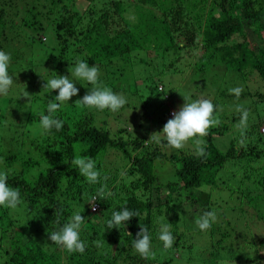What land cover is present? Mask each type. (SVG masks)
<instances>
[{
    "label": "trees",
    "instance_id": "1",
    "mask_svg": "<svg viewBox=\"0 0 264 264\" xmlns=\"http://www.w3.org/2000/svg\"><path fill=\"white\" fill-rule=\"evenodd\" d=\"M76 2L0 0V51L11 56L8 72L14 81L9 94L0 96V116H3L0 169L11 170L8 184L19 189L22 201L13 213L12 209L0 207V242L8 257L5 264H220L221 261L264 264V237L256 236V228L247 224L251 228L247 231L235 229L226 218L213 223L208 231L195 226L199 213L215 209L211 201L200 198L199 189L209 184L219 196L227 190L231 199L234 189L227 185L230 179L236 185L256 184L263 191L258 192L255 202L256 196L238 195L234 208L245 202L255 210L257 219L264 221V135L259 130L264 116L261 122H250L243 137L240 129L232 132L234 136L228 146L220 149L213 141L214 136L229 133L240 113H219L222 123L212 127L204 137V157L187 151L165 155L157 148L151 149L147 141L151 133L146 131L148 125L134 120L130 124L132 129L141 128L142 135H128L125 139L121 135L131 132V126L127 125L115 129L119 136H112L111 123L110 131L104 126L106 120L96 125L88 108L76 107L75 103L62 105L54 114L63 121L62 129L44 134L40 117L47 115L46 105L54 99V91L41 92L44 83L39 79V67L35 68L32 52L35 41H45L44 35L51 32L55 43L45 64L61 71L74 68L77 60H85L89 66L99 68L102 78H111L108 82L113 91H116L113 72L124 68L131 56L142 55L144 51L149 57L153 53L162 60L174 53L177 61L180 58L187 61L192 75L208 78L212 87L218 85L221 72L236 75L242 84L255 78L261 90L254 92L243 86L239 99L227 90L221 93L223 102L217 100L218 104L247 109L246 104L264 105V0H111V6L106 0H99L100 8L95 3L84 13L77 9ZM25 30L30 32L23 38L21 33ZM159 87L155 84L152 94H158ZM30 88L35 91L26 97L24 89ZM3 100L7 108L4 111ZM33 105L37 107L35 110ZM145 115V112L140 114L143 119ZM31 118L36 122L33 128L37 126L30 141L35 148L33 155L24 160L20 156L27 146L24 128L28 130ZM22 123L27 125L21 131ZM114 149L129 163L121 167L130 180L129 185L119 182L121 173L112 176L99 169L102 160L113 159ZM77 155L96 161L101 182L107 183L112 193L107 199L95 201L99 206L97 212L89 211L86 202L96 195L100 185L88 184L72 165ZM157 157L175 166L173 181L162 184L152 172L150 167ZM254 161L259 162L256 167ZM254 175H259L255 182ZM162 187L167 193H159ZM124 207L139 215L119 229H107L111 211ZM76 213L85 218L80 230V239L86 245L84 253L69 254L55 244L46 248L45 244L53 243L49 233L58 231ZM228 213L236 216L233 208ZM242 213L247 219L249 212ZM167 215L175 241L172 248L164 250L158 239L161 228L158 222ZM189 224L195 227L194 231L186 227ZM140 226L148 229L154 258L143 259L134 251L133 240ZM43 230L48 237H37ZM192 232L208 236L207 249L195 250L198 244L191 242V238L184 244L185 234Z\"/></svg>",
    "mask_w": 264,
    "mask_h": 264
},
{
    "label": "rangeland",
    "instance_id": "2",
    "mask_svg": "<svg viewBox=\"0 0 264 264\" xmlns=\"http://www.w3.org/2000/svg\"><path fill=\"white\" fill-rule=\"evenodd\" d=\"M101 1V0H100ZM108 3V6L110 5L111 0H106ZM128 1V0H126ZM132 1V0H129ZM96 3V4H95ZM96 5V8H100L101 4L99 0H77L76 6L77 9L80 11L85 12V9H88V7ZM24 33L21 35L23 38L28 37L30 30L23 31ZM15 36V35H14ZM45 41L40 42L38 40L35 41L33 45V55L36 59L35 62V68L39 67V79H41L46 84V81L54 78L57 76H69L70 79H74L71 76V69L70 70H54L52 68V65L45 64V58L49 56V51L52 46H54L55 39L51 32L46 33L45 35ZM252 39H250L251 41ZM251 44L253 46V41H251ZM139 53V52H138ZM143 53L142 55H134L131 56L132 58L128 59L127 63L124 64V68L116 70L113 72L114 84L113 86L116 88V91H113L117 94H122L126 97L127 103L126 105L120 110L118 114H112L108 110L100 111L96 109H86L89 114H91L94 118V122L96 125H99L101 121L106 120L105 127L109 129L108 126L109 123L113 126V130L110 131V134L112 136H119L115 129L116 128H122L124 126H131L130 124L134 120L135 123H145L148 125L146 131H150V135L147 138L148 141V147H152L153 149L157 148L158 151H160L162 154L170 155V154H179L180 152H194V141H189L185 148L183 150H174L167 148L164 144H157L153 140H151V136L155 132H159L162 130L163 125L167 122L168 119L172 118V111L176 112L179 111V109L182 107L184 102H190L194 101L196 99H208L213 102L215 105V112L214 115L218 117L219 113L226 112L227 114L237 112L236 108L238 105L231 106L229 104L223 105L221 102H223V94L222 91H229L231 88L236 87H243L246 86L248 89L252 91L261 90V87L256 82L257 80L254 78L247 79V83L245 84L241 83L242 81H238L236 79V75L229 73L223 74L221 72V78L218 82V85L216 87H212L213 84L208 78L203 77H196V75H192L191 71L187 69V61L185 59L180 58L179 61H177V58L175 57V54L172 53V57L163 58L162 60L159 57H154L155 54L151 53L152 57H149L147 55V52L144 53V51H141ZM158 55V54H156ZM47 67V69L45 67ZM50 72V73H49ZM46 74V77H43V74ZM109 73H107L108 75ZM26 76L23 75V78ZM219 79V77H217ZM111 78L105 77L102 78V76L99 77L100 83L104 86H107L111 88L110 81ZM113 82V81H112ZM108 83V85H107ZM157 84V86H161L160 92L158 94H152L154 90V86ZM75 87L79 90L78 94L76 96H73L70 98L68 103L64 105H70L71 103H75L76 100L82 99L85 94H87L88 90L92 87L87 82L76 80L75 81ZM45 88H40L41 92H44ZM158 89V88H157ZM158 89V90H159ZM25 92H28V96H30L35 89L30 88L29 90L24 89ZM38 90V89H37ZM52 93L53 97L58 95V90H53ZM152 94V95H151ZM25 99V98H24ZM185 100V101H184ZM217 100H220L221 102L218 104ZM25 102V100H23ZM27 102V101H26ZM217 103V104H216ZM76 107L81 108L82 106L77 105L75 103ZM245 107H248L247 110L249 111V117H248V124L250 122L254 121H260L264 116V105L259 103L257 106H254L253 104H246ZM67 107V106H66ZM37 107L32 106V110H35ZM2 111L6 110V104L5 101H2L1 105ZM1 112V111H0ZM145 112L146 115L143 119L142 116H140L141 113ZM259 113V115L257 114ZM1 115V114H0ZM235 116V114H233ZM23 117V116H22ZM231 117V116H230ZM237 117V116H235ZM3 116H0V125L2 124ZM9 119V117H8ZM28 118L24 115V120L26 121ZM132 119V120H131ZM240 117H237V121L235 124H233L232 129H230L229 133L221 135V136H214V143L220 148L224 149L228 146L230 139L234 136L232 132H235L239 130L236 125L239 122ZM36 124L35 120L31 118L29 124H28V130L24 128V144H27L26 147H24L25 151L29 150L31 153L26 154V152L20 153L21 159L23 157L24 160L27 159L28 156H32L34 153L33 148H35L32 145V135L35 134L33 130L37 131V126L33 128ZM27 125L23 123L20 125V130H23V127ZM264 126V123L260 125L259 130L262 135H264V132L262 131V127ZM32 130V131H31ZM28 131V132H27ZM1 132V130H0ZM142 129L137 127V129H132L131 132H124V135L122 134L125 139H127L128 135H134L142 133ZM142 135V134H140ZM36 140V139H35ZM35 144V143H34ZM32 145V146H30ZM260 145V143H259ZM151 148V149H152ZM27 149V150H26ZM115 152L113 159L107 157L105 161H101V165L99 166V169L101 171H106L107 173L111 174L112 176L119 175V182L123 185L126 183L129 185L130 180L126 176V172L124 169H121V167L124 165L125 162H128L127 159L124 158L122 153H118L115 149L113 150ZM165 156H163L164 158ZM163 158H154L150 169L152 172L158 177L159 181L162 184H166L170 181H173L175 179V166H173L172 163L169 161H165ZM21 159L19 160L21 162ZM169 160V159H167ZM129 163H125L126 166H128ZM259 164V162L254 161L253 165L256 167ZM44 165V162H43ZM235 169H239L236 167ZM122 170V171H120ZM240 170V169H239ZM124 173V175H123ZM122 176H125L121 178ZM259 175L252 176V181H256ZM222 178H225L221 176ZM32 180H34L32 176ZM158 181V182H159ZM159 182V183H160ZM227 182V181H226ZM160 183V184H161ZM227 185L234 189V193L232 198L230 199L229 196H227V190L222 192V196H219L215 190H212L210 185L204 184L199 190H200V198L206 199L208 201H211V204L213 203L212 208H215V212L217 215V221L225 220L229 221L231 223V226L235 229L241 228L246 230L251 229L250 227H254L257 229L256 236H263L264 237V221L261 219H257L255 215H257L255 210L247 205V203L242 202L238 205V209L234 208L238 204L237 200H234L237 198V196H256L258 192H263L261 190H258L256 187V184H250V187L245 183L241 185H236V182L232 179L227 182ZM162 186V185H159ZM250 192V193H249ZM160 194L167 193V189L165 187H162L159 191ZM174 195V194H173ZM164 196V195H161ZM209 196V197H208ZM198 197V196H197ZM263 198V196H262ZM260 198V201L263 199ZM176 199V198H175ZM244 199V198H243ZM246 199V198H245ZM257 199V196L253 199V202ZM240 202V201H239ZM242 205L244 209H242ZM233 208L236 210V216L240 217L236 218L235 214L228 213V209ZM203 209V208H202ZM208 211V210H206ZM225 211V212H223ZM249 212L246 216L247 219H244V214L242 212ZM13 213V210H11ZM205 212V211H204ZM203 212V213H204ZM203 213H199V216ZM196 214V213H195ZM194 214V216H195ZM22 215V213H21ZM169 216L167 215L165 219L161 218V221L158 222V225L162 226V224L168 223ZM247 220L249 222H247ZM180 223V222H179ZM181 224V223H180ZM250 226H248V225ZM196 226V224H195ZM186 227H190L191 231L195 230V227L193 225H186ZM197 227V226H196ZM17 229V227H16ZM254 229V231L256 230ZM243 231V230H242ZM42 234H38L37 237L43 238L47 236V233L45 230L41 231ZM193 234H185L184 240L186 245V240L192 239L191 242L197 243L198 245L196 248H194L197 251H202L207 249L205 245L208 244V236H206L203 233L196 234L192 232ZM48 237V236H47ZM3 243L0 242V264H5L7 261V255L4 252V247L1 246ZM9 244V242H7ZM53 246V243H47L45 244L46 248H51ZM264 250V249H263ZM263 250H260L262 252ZM182 258L185 262L187 256ZM175 264V263H173Z\"/></svg>",
    "mask_w": 264,
    "mask_h": 264
},
{
    "label": "clouds",
    "instance_id": "3",
    "mask_svg": "<svg viewBox=\"0 0 264 264\" xmlns=\"http://www.w3.org/2000/svg\"><path fill=\"white\" fill-rule=\"evenodd\" d=\"M10 61V54L0 51V96H7L14 82L8 72ZM71 76L74 79H70L69 76L56 75V77L47 80L43 86L49 93L53 90H58V95L54 99L49 100L46 105L47 115H41L40 117V126L44 134L50 133L52 129L57 131L62 129L63 121L55 118L54 114L62 105L68 103L71 97L78 94L79 90L75 87L76 80L87 82L92 86L82 99L75 101L77 105L100 111L108 110L115 115L127 103L124 95L117 94L111 88L100 83L99 68L95 65L89 66L85 60H77L74 68L71 69ZM229 92L239 99L243 92V87L231 88ZM25 93L27 97L29 94ZM236 111L240 113V119L236 127L240 129V134L243 137L248 126L249 111L242 106H237ZM214 112L215 105L208 99L201 98L184 102L179 111H172V118L167 120L161 131L153 133L151 139L157 144H164L167 148L174 150H183L190 140L194 141L195 155L204 157L206 155L204 137L209 134V130L212 127L219 126L222 123L214 115ZM240 143L243 145L244 141L241 140ZM71 163L88 184L100 185L96 190V195L86 202L89 204V211H91L90 207L95 211V201L97 199H107L112 193L108 189L107 183L101 182V172L97 169L94 159L77 155ZM10 172L11 170L9 169H0V207L14 210L22 201L19 189L10 187L8 184ZM103 179L106 181L107 177L105 176ZM93 211L91 212L93 213ZM138 215V213L129 211L127 207L122 210H113L111 211V218L106 221V228L119 229L121 225H126L132 217H137ZM216 219L215 210L205 211L196 218L195 224L199 230L208 231L212 224L216 222ZM84 223L85 218L81 213H76L58 231L50 232L49 239L53 244L64 249L69 254H83L86 245L80 239V230ZM158 239L163 243L164 250L172 248L175 237L170 231L169 223L162 224ZM133 248L135 253L139 254L143 259L154 258L155 254L151 249V236L146 227L140 226V231L133 240ZM220 264H225V262L221 261Z\"/></svg>",
    "mask_w": 264,
    "mask_h": 264
},
{
    "label": "built area",
    "instance_id": "4",
    "mask_svg": "<svg viewBox=\"0 0 264 264\" xmlns=\"http://www.w3.org/2000/svg\"><path fill=\"white\" fill-rule=\"evenodd\" d=\"M262 130L264 131V127L262 128ZM90 209H91V211H93L91 207H90ZM98 209H99V206H98V204L95 202V211H93V212H96Z\"/></svg>",
    "mask_w": 264,
    "mask_h": 264
}]
</instances>
